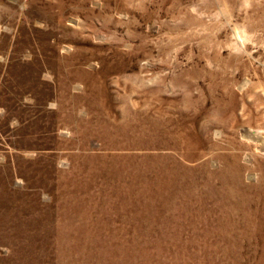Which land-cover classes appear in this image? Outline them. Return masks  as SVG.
<instances>
[{
	"label": "rangeland",
	"instance_id": "rangeland-1",
	"mask_svg": "<svg viewBox=\"0 0 264 264\" xmlns=\"http://www.w3.org/2000/svg\"><path fill=\"white\" fill-rule=\"evenodd\" d=\"M0 264H264V0H0Z\"/></svg>",
	"mask_w": 264,
	"mask_h": 264
},
{
	"label": "bare ground",
	"instance_id": "bare-ground-1",
	"mask_svg": "<svg viewBox=\"0 0 264 264\" xmlns=\"http://www.w3.org/2000/svg\"><path fill=\"white\" fill-rule=\"evenodd\" d=\"M254 137V136H253ZM255 138V137H254ZM252 139V138H251ZM261 139V138H260ZM259 143V142H258Z\"/></svg>",
	"mask_w": 264,
	"mask_h": 264
}]
</instances>
